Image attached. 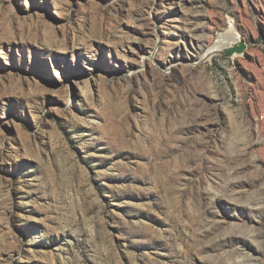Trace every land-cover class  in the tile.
I'll use <instances>...</instances> for the list:
<instances>
[{
	"label": "rangeland",
	"instance_id": "374dc122",
	"mask_svg": "<svg viewBox=\"0 0 264 264\" xmlns=\"http://www.w3.org/2000/svg\"><path fill=\"white\" fill-rule=\"evenodd\" d=\"M0 264H264V0H0Z\"/></svg>",
	"mask_w": 264,
	"mask_h": 264
},
{
	"label": "water",
	"instance_id": "95a60500",
	"mask_svg": "<svg viewBox=\"0 0 264 264\" xmlns=\"http://www.w3.org/2000/svg\"><path fill=\"white\" fill-rule=\"evenodd\" d=\"M247 44L240 38L239 41L231 46L223 49L222 54L225 56H232L235 53H243Z\"/></svg>",
	"mask_w": 264,
	"mask_h": 264
},
{
	"label": "bare ground",
	"instance_id": "6f19581e",
	"mask_svg": "<svg viewBox=\"0 0 264 264\" xmlns=\"http://www.w3.org/2000/svg\"><path fill=\"white\" fill-rule=\"evenodd\" d=\"M224 36L225 37H230L231 35L230 34H224ZM235 44V43H234ZM233 45V44H232ZM230 46H231V44H230ZM151 58V57H150ZM147 61H149V60H145V59H142V63H143V66L145 65V64H147ZM141 64V63H140ZM139 69V68H138ZM157 73L158 74H160V75H163L161 72H159V71H157ZM171 76H173V75H171ZM172 78H174V76L172 77ZM86 88L88 87L87 85L85 86Z\"/></svg>",
	"mask_w": 264,
	"mask_h": 264
}]
</instances>
